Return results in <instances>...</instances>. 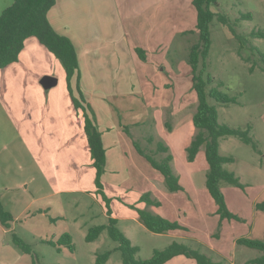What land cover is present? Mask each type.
<instances>
[{
	"label": "rangeland",
	"instance_id": "obj_1",
	"mask_svg": "<svg viewBox=\"0 0 264 264\" xmlns=\"http://www.w3.org/2000/svg\"><path fill=\"white\" fill-rule=\"evenodd\" d=\"M172 1L178 2V0H56V5L49 12L50 16L48 14L49 22L52 26L53 22L57 20V24L64 26L63 30L65 28L70 29L66 37L72 40L74 44L75 42L78 44V46L75 45L76 50L79 52L77 54L81 53L83 55V53H87L82 65L85 73L89 72L88 69H91L90 71L97 68L102 70L107 68L109 70L106 76L96 77L95 80L100 84V80L106 81L108 79L107 84L105 82L102 85L109 86L111 84L113 87L116 85L118 89L117 95L119 96L118 102L126 101L124 105H131L134 98L143 99L139 91L143 75L146 79H150L153 90L156 88L159 90L163 89V86L159 87L154 84L157 81L154 76H158L159 81L164 80L167 83L166 89L162 91L163 93L160 96H164L167 100H172L174 105H176V109L182 103H184L182 108L188 106L183 110L182 117L184 120L181 119V123L173 121L174 107L172 105L168 109L158 110L157 108L156 110L152 106L153 103L156 105L153 101L150 103L149 114L144 119L145 124L141 125L143 128L137 127L136 125L139 124L134 123L120 125L121 129L126 134L129 132L141 144L143 149L156 153L157 143L162 142L167 145L170 133L177 131V141L179 143L183 142L184 136L187 134V126L193 120L198 105V97L193 89L191 67L188 63L190 48L193 44L198 43L199 38L197 12L192 5L191 10H187L186 22H182L179 20L178 9L176 5H173ZM13 2L14 0H0V15ZM217 2L218 6L213 7L212 10L228 18L236 34L232 32L229 26L221 24L217 18L213 20L210 25L211 49L205 76L211 75L216 82L214 86L218 87L221 85L219 90L231 97H236L237 104L225 106L213 100H210V104L216 107L221 123L244 129L250 127L251 135L257 140L263 154H256L251 146L239 145L241 149H238L237 146L230 148L232 157L237 158V161L234 167L229 168H233L235 172L228 170V168L226 169L235 175L237 172L241 173L242 179L239 178L245 189H235L234 186L227 183H222L221 187L222 190L223 186H227L235 191L242 192V199L240 198L239 201H232L231 198L236 199L234 194H231L228 198L230 206L235 207V212L230 209L227 203L230 211L238 215L241 220H231L230 222L229 220H224L222 221V226H220V216L213 209L216 204L206 188V176L200 175L197 178L196 192L199 197V205L192 203V209L189 211L184 208L183 211L186 213L185 215L183 213L182 216L187 223V225H182L188 229V231H183L192 235L193 240L188 238L181 240L192 248L199 250L214 262L245 264L246 261L260 257L262 255L261 252L237 244V247L233 249V254L229 250L228 243L232 242L231 235H240L238 239L249 237V239L253 240H263L264 237L257 238L259 234L251 231L252 216L247 209V205L253 199L258 201L264 199V177L261 179L255 177L247 168L251 163L254 165L256 162L264 161V63L258 53V51L264 53V38L251 36L252 32L264 33V0H217ZM244 14H250L251 18L241 19ZM53 17H56V19H53L52 22L51 18ZM160 36L161 38L159 39ZM253 47H256L257 51H253ZM40 48L47 53L49 51L38 41L30 42L22 61L8 65V69L30 70L34 74H40L43 66H40L38 62L43 58L28 62L26 57H33L34 54H38L41 51ZM139 50L145 52L143 55L144 59L141 57ZM130 53L133 54L132 57ZM91 55L93 56L91 57ZM99 57L101 59L97 64ZM54 58L62 66L60 60L56 57ZM47 63L49 65L48 69H55L52 61L48 60ZM7 67L0 69V72ZM251 67H254L253 71H251ZM146 69L149 72L145 73ZM11 80H13L12 72ZM11 80L6 79L7 82ZM71 86L74 95L79 98L77 81H72ZM82 88V84H80V89L83 93ZM126 88H128V92H124ZM130 88L134 91L129 92ZM83 95L86 98L84 93ZM191 103L195 105L189 106ZM127 113L130 114L129 117H138L136 115L138 112L134 113L133 110H124L123 107L118 106V118L120 120L123 118L127 122L123 117ZM164 115L166 122L171 127L173 125L174 130L169 131L166 123L164 126ZM149 137H153L155 141L149 143ZM240 144L243 143L240 142ZM182 152V147L179 146L176 147L173 153L177 157L175 165L177 169L182 167L183 163L184 166L189 164L187 150L185 152L187 160H181ZM160 157L158 156L157 159L159 160ZM21 161L23 164L27 163L24 162L23 158ZM197 166L196 164L193 167L197 168ZM27 170L30 169L27 168ZM37 176H39V172ZM32 191L35 190L32 189ZM20 194L22 195L23 208L33 197H28L23 192H20ZM84 196L76 195L77 198L75 197V199L91 205L92 211L99 214V207H97L95 201ZM184 196H191V193L188 192ZM37 197L40 198V196ZM225 199L227 202L226 196ZM186 200L189 199L186 198ZM49 202L50 199H40L32 206V212L22 216L17 223V232L14 234L32 249V254L30 255L21 251L24 258L21 264H94V249H99V254L116 247V243L108 237L107 232H103L102 236L99 237L98 245L86 242L85 237L90 227L82 229L74 221L75 219L80 222L87 220L89 213L84 209V206L82 208V205L75 206L71 204L66 212V204H63V207L59 204L57 206L54 200L51 212H44L45 214L47 213V217H44V220L38 217V220L31 221L38 226V232L35 234L33 231H25L24 226L27 224L28 219L30 221V215L34 214L38 208L46 207ZM163 202L168 206L169 201L166 198L163 199ZM243 203H245L246 207ZM103 204L105 209H107V203L103 201ZM64 211L66 212V219L60 218V214L63 215ZM254 211L262 212L256 208ZM195 212L196 214H194ZM193 215L196 219H193ZM105 221H107V218L100 216L95 218L92 225H101ZM211 231H214L213 242H210L205 236ZM42 234L48 236L49 238L47 239L49 240L42 241V238L39 237ZM64 234L71 235L74 252H64L66 247L59 245L58 242ZM152 236L154 235L151 232L145 231L137 239L135 238L141 247V251L138 254L139 258L148 259L152 257L155 250L167 248L173 240L165 237L158 239ZM197 238L203 239L204 242H200ZM212 246L216 248L212 250L210 248ZM222 248L224 253H222ZM118 262L122 264L121 253L113 252L111 264H117Z\"/></svg>",
	"mask_w": 264,
	"mask_h": 264
},
{
	"label": "crops",
	"instance_id": "obj_2",
	"mask_svg": "<svg viewBox=\"0 0 264 264\" xmlns=\"http://www.w3.org/2000/svg\"><path fill=\"white\" fill-rule=\"evenodd\" d=\"M172 2L178 9L179 20L186 22L187 10H191L193 0H178L177 3L175 1ZM51 19L53 22V19L55 20L56 17ZM57 23V20L53 22V27L56 32L60 35L68 36L70 29L65 28V30H63L64 26H60ZM160 38L161 36L159 39ZM35 41H38V39L34 37L26 40L25 47L19 57V62L24 58V53L29 43ZM75 45L78 46L76 42L74 46ZM45 49L47 50L46 47ZM40 50L41 51L38 54H34L33 57L26 56L28 62L43 58L38 62L40 66H43L40 74H34L30 70H19L17 68L8 69V67L0 72V202L5 211L10 213L14 218L13 222L10 223V227H6L0 221V264L22 263L24 259L22 252L12 243V237L13 234L17 232V223L20 221V218L31 213L32 206L40 201V199H50V202L46 207L42 206L38 208L34 214L30 215V221L28 219V222L26 221L27 224L24 226L25 231H33L35 234L38 232V226L31 221L38 217L44 220V217H47V213L45 214L44 212H51L53 200L57 206L59 204L63 207V204H66V212L71 204L75 206L82 205V208L84 206V209L89 213L87 220L85 222L77 221V219L74 220L75 224L82 229L98 226L92 225L97 217L103 216L107 218V221L103 224H107L109 220L107 209H105L103 204V199L96 193V169L93 166V160L85 133V120L83 114L78 112L73 104L67 86L66 72L63 70L60 63L55 60V56L51 52L47 50V53L42 48H40ZM85 54L87 53H83V55H81V53L78 54L81 68V84L83 93L86 95V100L91 104L97 116L98 128L102 133V139L106 149V172L102 179L104 192L107 197L111 199L110 207L112 217L119 221L120 229L131 240L132 244L139 247L141 251V247L136 239L140 234H144L145 231L149 230L141 223L137 210L130 206L136 205L139 209L149 210L169 221H177L181 225H187L182 218L183 213L184 215L186 213L183 210L184 208H187V211L191 210L192 203H197V205H199V197L196 192V184L198 183L197 178L200 175L207 176L209 171L205 147L201 148L194 162L188 161L189 164H186V166H184L183 163L182 167H178L177 169L175 166L177 157L173 154L176 147H182L183 152L181 153V160H187L185 152L190 146L197 131L193 120H191L187 126V134L184 136L185 139L182 143L177 141V131L170 133V143H166V146L169 148V153L173 154H171L173 157L171 165L173 171L180 179L183 191L176 193L167 192L163 175L158 170L154 169L151 164L138 153L134 146L135 139L131 134H126L121 129L120 125L124 123H134L139 124L136 125L137 127L143 128L141 125L145 124L144 119L149 114L148 112L151 108L150 103L153 101L156 105L153 103L152 106L156 110L157 108L158 110L168 109L172 105V107H174L172 119L174 122L181 123V119L184 120L182 117L183 110L188 106L182 108L184 104L182 103L179 105V108L176 109V105H174L172 100H167L164 96H160V94L163 93L162 91L166 89L167 83L164 80L159 81L158 76H154L157 80L154 84H157L159 87L163 86V89L159 90L156 88L153 90L150 79H146L143 75L139 85V91L143 99L134 98L131 105H124L126 101L118 102L119 96L117 95L118 89L116 85L114 87L111 84L109 86L102 85L105 82L107 84L108 79L106 81H103V79L100 80V84L95 80L96 77L101 78L102 76H106L109 72L107 68H104V70L97 68L92 71L88 69V73L84 72L82 65ZM92 56L93 55H91V57ZM130 56L132 57L133 54L130 53ZM100 59L101 57L98 58L97 64L100 62ZM48 60L54 63L55 69H48ZM99 66L102 67L101 65ZM11 72L13 80H11ZM147 72L149 71L146 69L145 73ZM44 77H53L57 79V85L50 89H45L41 84ZM6 79L11 81L7 82ZM75 80L76 78L73 79L74 82ZM127 89L128 88L124 89V92H128ZM133 91L134 90L130 88L129 92ZM192 105L195 104H189V106ZM118 106L123 107L124 110H133L134 113L138 112L136 114L138 117H129L130 114L127 113L125 116L123 115L127 122H125L123 118L120 120L118 118ZM163 123L165 126V115ZM173 127L172 125V130H174ZM238 141L240 140L233 137L221 140V155L232 156L230 150L232 146H237L238 149H241L243 145L245 147L249 146L242 141L240 142L243 144H240ZM255 153L258 154L257 152ZM22 158L25 160L24 162H27L26 164L22 163ZM236 161L237 158L233 163L226 164L225 168L235 172L233 168H230L235 166ZM196 164L198 166L194 168L193 166ZM263 166L264 161L261 160L254 165L251 163L247 168L255 177L261 179L264 177ZM27 168L30 170H27ZM38 172L39 176H37ZM120 175L121 177H119ZM236 175L238 178L240 177L242 179L241 173L237 172ZM32 189L35 191H32ZM235 189L239 188L235 187ZM222 191L227 197V203L230 209L235 212V207L230 206L228 198L231 194H234L236 199L231 198L232 201H239L242 192L235 191L233 188L227 186H223ZM20 192L28 195V197H33L23 208L22 195ZM188 192L191 193V196H184V194ZM145 193L151 194V198L159 201L161 205L159 207L148 206L146 203L140 202L141 197ZM208 194L210 195L209 191ZM76 195H85L93 199L97 207H99V214L92 211V206L86 202L82 203L81 201H77L75 199ZM37 196H40V198ZM164 198L169 201L168 206L164 204ZM186 198L189 200H186ZM212 200L214 201L213 198ZM262 200L264 201V199ZM262 200L258 201L253 199V201L247 205L249 214L252 216V226L250 229L253 233L259 234L257 238H262L264 236V212H256L254 209L257 203L263 202ZM243 205L246 207L245 203H243ZM213 209L214 212H217L218 206H214ZM66 212L64 211L63 215L60 214V218L66 219ZM194 214H196V212ZM193 219H196L194 215ZM213 232L214 231H211V233L205 235L210 242H213ZM152 235H154L152 236L153 238L158 239L164 237L172 238V243L177 241L185 243V241L181 239L186 238L193 240L192 235L183 230L169 231L163 234L152 233ZM45 236L46 235L42 234L39 237L42 238V241L49 240L47 239L49 237L46 236L45 239ZM238 237H240V235H231L232 242L228 243L231 252L237 247ZM220 238H222V236H220ZM197 239L200 242L203 241V239ZM98 241H100V238L89 244L98 245ZM210 248L213 250L216 247L212 246ZM98 250L99 249L93 250L95 254L94 264L96 262ZM64 252H69V249L64 248ZM222 253H224L223 248ZM111 262L112 255L106 264H111ZM247 262L249 261H246L245 264ZM117 264H120V262ZM166 264L198 263L193 259L180 255L171 259Z\"/></svg>",
	"mask_w": 264,
	"mask_h": 264
},
{
	"label": "trees",
	"instance_id": "obj_3",
	"mask_svg": "<svg viewBox=\"0 0 264 264\" xmlns=\"http://www.w3.org/2000/svg\"><path fill=\"white\" fill-rule=\"evenodd\" d=\"M56 5V0H14L0 15V69L19 61L20 54L25 47L27 39L34 37L44 45L49 52L58 58L66 72L67 86L70 92L73 104L78 112L83 114L85 120V133L87 136L93 166L96 169V187L97 194L107 203V215L109 220L107 224L92 226L88 229L85 237L86 242L91 243L99 239L103 232H107L108 237L116 243L113 250L99 253L96 256L95 264H106L113 252H120L122 264H166L171 259L183 255L189 259L195 260L198 264H221L212 261L208 256L202 254L199 250L182 242H173L163 250H155L152 257L141 259L138 257L139 247L134 246L131 240L119 227V221L112 217L110 201L103 186V175L107 162L106 149L104 147L102 133L98 128V121L95 111L84 97L81 89V69L79 58L73 42L66 36L60 35L49 22L48 14ZM193 5L197 10V30L198 43L191 46L188 63L192 69L193 89L198 97L197 111L193 117V123L196 128V134L187 148L188 161L194 162L202 147H205V155L209 164V171L206 176V187L218 206L216 214L220 216V226L224 220H241V218L230 211L221 184L227 183L236 188L245 189L240 179L225 168L226 164L235 161L232 156H223L220 153L221 140L230 137L237 138L246 145L253 148L255 152L262 155L257 140L251 135V128L232 127L219 121V115L216 107L210 104V100L220 105L237 104V98L222 93L218 87H215V80L211 75H206L207 60L211 49L210 25L215 18L225 25L229 26L234 34L235 30L231 27L230 21L225 16L215 13L212 8L218 6L217 0H193ZM251 18L250 14H244L241 19ZM252 37L264 38L262 32H252ZM239 40L240 37L237 36ZM253 47V51H257ZM144 59L145 52L139 50ZM260 57L264 63V53ZM202 65V68H201ZM254 67H251V71ZM76 78L79 98L74 95L72 81ZM166 127L172 131V127L166 122ZM127 134L130 135L129 132ZM155 139L149 137L148 142L153 143ZM134 146L138 153L144 157L151 166L158 170L165 178V185L169 192L176 193L183 191L179 177L172 168L173 157L169 153V148L162 142L157 143V153L146 151L138 141H134ZM165 155V156H164ZM161 156L158 160L157 157ZM140 202L148 206L159 207L161 203L151 198V194H144ZM131 208L137 210L141 223L152 233L163 234L169 231L187 230L179 222L169 221L164 217L157 215L146 209H139L136 205ZM255 208L264 212V201L257 203ZM13 216L5 211L0 202V221L6 227H10L13 222ZM53 245H56L50 242ZM59 245L65 246L69 251L74 252L72 238L69 234H64ZM13 244L24 253L32 254V249L17 235H13ZM238 245L246 246L261 252V256L250 260L247 264H264V239L253 240L249 238H240Z\"/></svg>",
	"mask_w": 264,
	"mask_h": 264
},
{
	"label": "water",
	"instance_id": "obj_4",
	"mask_svg": "<svg viewBox=\"0 0 264 264\" xmlns=\"http://www.w3.org/2000/svg\"><path fill=\"white\" fill-rule=\"evenodd\" d=\"M41 84L45 89H50L57 85V79L53 77H44L41 81Z\"/></svg>",
	"mask_w": 264,
	"mask_h": 264
}]
</instances>
